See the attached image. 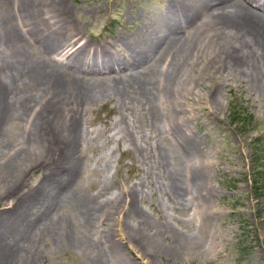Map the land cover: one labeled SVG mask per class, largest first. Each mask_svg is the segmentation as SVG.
<instances>
[{
    "label": "bare ground",
    "instance_id": "1",
    "mask_svg": "<svg viewBox=\"0 0 264 264\" xmlns=\"http://www.w3.org/2000/svg\"><path fill=\"white\" fill-rule=\"evenodd\" d=\"M165 6L166 10L157 14L140 15V36L134 37L135 27L129 34L132 39L121 35L113 38L111 45L124 51L120 55L110 50L95 52L96 44L82 39L66 0H0V154L4 152L0 157V239L5 242L0 264L18 262L25 242L59 235L51 228L54 216L75 197V209L85 229L76 239L92 244L93 264L111 261V241L104 244L101 238L91 237L94 229L97 231L94 218L102 222L99 217L103 211L118 204H112L115 198L110 196L105 202L81 198L75 187L86 132L82 118L89 103L141 104L160 93L176 99L187 88H196L208 71L224 73L226 68L239 69L252 87L264 94V0H175ZM183 30L184 36L179 33ZM156 63L161 69L152 76ZM198 66L201 72L188 77V71ZM21 119L25 121L23 131L5 143L6 123ZM120 123V135L135 150L145 152L128 121L121 117ZM155 151L164 176L174 182L171 189L178 196H189L199 173L188 176V185L178 183L166 151L160 146ZM31 166L44 172L41 180L53 183L54 189L30 184L26 176ZM137 192L122 190L131 198ZM137 227L132 225L127 234L130 237L137 230L139 238L134 242L150 255L155 247V254L190 252L187 240L177 237L172 239V247H161L156 244L160 228L147 236ZM114 258V263L124 264Z\"/></svg>",
    "mask_w": 264,
    "mask_h": 264
},
{
    "label": "rangeland",
    "instance_id": "2",
    "mask_svg": "<svg viewBox=\"0 0 264 264\" xmlns=\"http://www.w3.org/2000/svg\"><path fill=\"white\" fill-rule=\"evenodd\" d=\"M173 1L66 3L82 39L96 44L95 52L110 50L121 55L123 49L111 45L113 38H131L129 34L135 27L134 37L140 36V15L165 11V5ZM179 33L185 35L184 30ZM156 65L152 76L161 69L160 63ZM188 72V77H195L201 67ZM252 86L239 69L226 68L224 73L208 71L196 88H187L176 99L164 98L160 93L141 104L129 102L122 106L115 101L96 100L85 107L82 167L75 187L81 198L105 202L110 196L115 198L112 204H118L103 211L99 217L102 222L94 218L97 231L94 229L91 238L97 236L104 244L111 241L112 245L108 257L111 261L103 264H116L113 255L124 264H264V94ZM121 117L128 121L145 152L135 150L120 135ZM168 117L171 119L167 121ZM14 121L6 123L2 137L5 143L18 138L24 129V120ZM187 142H191L190 148ZM159 146L166 151L170 170L176 171L180 179L178 183L188 185V176L199 173L200 179L193 181L189 196H178L171 189L173 180L164 176L158 165L155 148ZM32 168L26 176L30 184L54 189L53 183L41 180L44 172ZM128 189L138 190L136 197L122 194ZM76 199L65 203V208L54 216L51 228L59 235L38 236L35 241L23 243L15 264H23L24 259L27 264H93L92 244L84 238L76 239L85 232L75 209ZM132 225L147 236L160 228V242L156 244L161 247H172V239L177 237L187 240L190 252L155 254V247L150 255L134 242L139 238L137 230L130 237L127 234ZM3 243L0 239V256L5 253Z\"/></svg>",
    "mask_w": 264,
    "mask_h": 264
}]
</instances>
